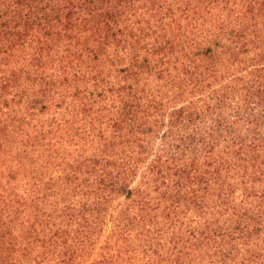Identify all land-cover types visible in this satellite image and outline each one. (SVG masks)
Wrapping results in <instances>:
<instances>
[{"label":"trees","instance_id":"1","mask_svg":"<svg viewBox=\"0 0 264 264\" xmlns=\"http://www.w3.org/2000/svg\"><path fill=\"white\" fill-rule=\"evenodd\" d=\"M0 264H264V0H0Z\"/></svg>","mask_w":264,"mask_h":264}]
</instances>
